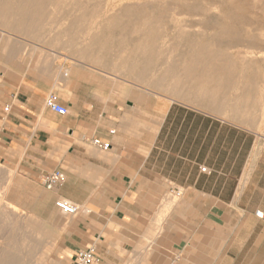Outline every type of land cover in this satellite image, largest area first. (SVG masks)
<instances>
[{"label": "crops", "instance_id": "crops-1", "mask_svg": "<svg viewBox=\"0 0 264 264\" xmlns=\"http://www.w3.org/2000/svg\"><path fill=\"white\" fill-rule=\"evenodd\" d=\"M25 51L0 49V163L43 187L44 174L63 173L45 188L53 205L61 197L79 207L62 226L70 264L87 248L92 264H264V187L244 177L247 162L236 175L235 147L218 140L212 119L205 126L192 112L189 138L179 106L157 130L154 102L144 125L138 96L99 70L75 62L63 71ZM51 94L65 114L48 108Z\"/></svg>", "mask_w": 264, "mask_h": 264}, {"label": "rangeland", "instance_id": "rangeland-1", "mask_svg": "<svg viewBox=\"0 0 264 264\" xmlns=\"http://www.w3.org/2000/svg\"><path fill=\"white\" fill-rule=\"evenodd\" d=\"M8 44L63 71L99 70L138 96L144 125L154 102L157 130L181 106L190 138L192 112H203L235 147L236 175L247 162L244 177L264 187V0H0V49ZM0 198L21 217L0 213V264H70L69 216L61 221L50 190L0 163Z\"/></svg>", "mask_w": 264, "mask_h": 264}, {"label": "built area", "instance_id": "built-area-1", "mask_svg": "<svg viewBox=\"0 0 264 264\" xmlns=\"http://www.w3.org/2000/svg\"><path fill=\"white\" fill-rule=\"evenodd\" d=\"M46 105L48 106L49 109L61 115L65 114L67 111L66 107H64L58 102L54 94H51L47 98ZM4 110L7 111L8 106H5ZM91 142L94 146L101 149H106L109 146L108 142H104L99 138H93ZM199 169L201 172H208L205 166H200ZM62 180H63V173L59 170H54L49 173H46L41 178V182L44 184L46 188L55 187L59 185ZM174 194L176 196H179L180 192L175 191ZM54 205L57 209L60 210V212L66 215H75L79 212V207L75 203L70 202L65 198H61V197L57 198L54 202ZM94 260H95V256L92 248L77 249L74 253V257L72 259L71 264H92Z\"/></svg>", "mask_w": 264, "mask_h": 264}, {"label": "bare ground", "instance_id": "bare-ground-1", "mask_svg": "<svg viewBox=\"0 0 264 264\" xmlns=\"http://www.w3.org/2000/svg\"><path fill=\"white\" fill-rule=\"evenodd\" d=\"M23 1V0H22ZM19 12V11H18ZM20 13V12H19ZM21 14V13H20ZM24 15V14H23ZM24 16H26V15H24ZM26 18H28V17H26ZM23 21V20H22ZM21 21V22H22ZM209 103V102H208ZM5 201V200H4ZM4 201H3V198H0V204L2 203V206H3V204H4ZM170 201H172V203H175V202H177V201H175V200H170ZM7 203V202H6ZM6 203H5V205H4V209H2V210H0V213L2 212V214L1 215H7V213H10V215H12L14 218H12V219H21V217H20V213L15 209V207L16 206H14L12 203H10L9 204V202H8V204L6 205ZM21 209V208H20ZM21 215H23V214H21ZM68 216V215H67ZM5 217V216H4ZM59 217H60V219H61V221L62 222H64L63 220L66 218V216H64L63 215V213H60L59 212ZM7 218V217H6ZM26 218V217H25ZM2 219H4V218H2ZM8 219V218H7ZM11 219V218H10ZM23 219V218H22ZM5 220V219H4ZM25 221V220H24ZM16 222H18V221H16ZM15 222V223H16ZM22 222V221H21ZM34 222H36V221H34ZM17 224V223H16ZM61 225V224H60ZM13 226H15V224L13 225ZM8 227V226H7ZM14 228V227H13ZM2 230V229H1ZM16 231V230H15ZM9 233V232H8ZM9 238H11L10 236H9ZM1 239V238H0ZM13 239V238H12ZM26 239V238H25ZM12 241V240H11ZM10 243V242H9ZM12 244V243H11ZM25 244V243H24ZM24 244H22V245H24ZM0 246H1V244H0ZM9 246V245H8ZM7 246V247H8ZM49 248V247H48ZM50 249V248H49ZM10 250V249H9ZM45 250H47L46 248H45ZM6 251V250H5ZM22 252V251H21ZM20 252V253H21ZM49 252V251H48ZM6 253V252H5ZM5 253H3V250H1L0 249V256L2 255V254H5ZM35 253V252H34ZM6 255H7V253H6ZM4 256V255H3ZM8 256V255H7ZM5 258H6V256H4ZM4 257H3V260H4V262H5V259H4ZM42 257V256H41ZM44 257V256H43ZM42 257V258H43ZM12 258V257H11ZM46 258H47V256H46ZM8 259V258H7ZM18 259V258H17ZM48 259V258H47ZM41 260V259H40ZM0 261H1V259H0ZM17 261V260H16ZM48 261H50V260H48ZM46 262V263H49V262ZM3 262V263H4ZM15 262V261H14ZM18 262V261H17ZM36 262V261H35ZM6 263V262H5ZM4 263V264H5ZM44 263V262H43ZM2 264V263H1ZM13 264V263H12ZM23 264V263H22ZM37 264V263H36Z\"/></svg>", "mask_w": 264, "mask_h": 264}]
</instances>
